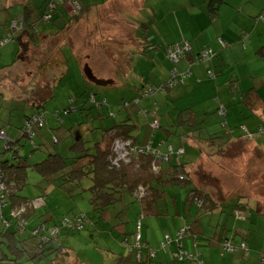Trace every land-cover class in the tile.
Listing matches in <instances>:
<instances>
[{
    "label": "crops",
    "instance_id": "crops-1",
    "mask_svg": "<svg viewBox=\"0 0 264 264\" xmlns=\"http://www.w3.org/2000/svg\"><path fill=\"white\" fill-rule=\"evenodd\" d=\"M77 1V7L71 0L60 2L54 22L48 23L38 20L48 0H0V39L6 33L16 38L13 44L1 47L0 76L17 73L20 78L22 67L28 69L36 60L33 56L43 54L41 38L46 40L50 37L55 42L59 40L65 70L56 84L47 88L50 91L53 87L48 100L56 98V92L65 87L66 94L71 91L77 94L81 105V117L69 116L75 137L68 139L67 136L60 139L58 144H53L49 136L39 135L36 141L40 148L32 153L30 162H41L54 152L71 157L75 154V149L72 150L74 145L82 142L87 148H94L100 142L106 144L110 127L128 123L138 147L153 144L164 153L170 146L175 150L183 148L179 161L189 173L190 181H171L177 173L175 163H166L146 154L145 158L138 157L141 164L137 166L139 169L131 168V171L146 177L150 186L160 189L156 195L151 194L153 207L149 210L143 208L141 200L126 192L122 200L115 201L103 211L94 212L91 203L94 193L77 189L76 193L81 192L77 199L78 213L90 211L92 224L93 220L95 222L94 226L91 224L92 232L100 228L104 232L99 237L114 242L116 248L97 246L93 248L97 254L94 261L84 260L92 248H78L75 251L67 243L78 231L74 234L64 232L58 243L61 257L80 256L83 260L81 264H144L149 259L153 264H200V259L204 261L203 264H264V235L260 231L262 227L264 232V222L261 224L264 221V192L259 191L260 186L257 188L258 195L243 192L223 197L213 187L219 181L210 180L212 173L198 170L203 163L205 170L212 167L211 172L224 171L226 159L223 160V157L233 142L245 145L249 142L250 148L258 149L264 155V130L260 132L264 128V21L260 19L264 0ZM16 7L20 9H13ZM28 12L35 22L28 24L34 25L28 29L14 28L13 22ZM148 28L149 31H156L152 43L142 42L138 37L144 36ZM245 34L249 35L245 37ZM185 43L190 47L187 54L177 62L172 61L169 50L172 46ZM158 44L162 48L158 49ZM207 48H211L215 54L205 61H198L202 50ZM71 60L75 61L72 64L74 70L70 65ZM90 69L98 80L90 78ZM175 70L179 74L189 72V75L185 78L178 75L179 80L184 82L164 91L163 82L170 79ZM209 70H213L214 77L210 76ZM136 74L141 75L142 80H135ZM120 75L123 81L119 80ZM120 90L130 93L128 98H124L126 101L139 97L138 104L144 113L151 115L152 109L157 106L159 112L166 110L170 119L164 125L163 119H159V127L154 129L160 130L157 133L154 131L150 138L152 126L145 124L148 135L143 138L139 130L143 129V125L140 127L137 124L135 112L131 110L129 113L128 108L114 111L113 122L103 121V114L98 109L100 121L90 122L95 105H89L88 96L93 93L103 97ZM148 90L154 94L141 98L142 92ZM33 91L37 92L38 89ZM65 99L63 105H56L52 109L53 112L68 106L67 95ZM27 105H30L29 102L6 107V110L16 114V118L13 114L5 115L8 121L0 125V128L6 129L9 139H19V129L13 127L12 122L19 120L18 127H21L25 120L21 110L30 108ZM133 108L138 107L134 105ZM222 108H226V111L220 115L218 110ZM85 111H88L87 119H84ZM139 111L136 112L143 115ZM48 121L54 125L57 120L51 115ZM243 125L246 130L241 128ZM0 144L4 143L0 141ZM24 149L30 150L28 145ZM246 153L239 152L237 156L243 161L251 160ZM216 162L222 163L213 164ZM259 165V162L254 164L256 168ZM84 185L89 187L91 181ZM41 186L52 191L47 183ZM24 191L27 196L36 197L44 190L31 184ZM139 220L143 222L141 234L144 245L141 248L135 246ZM101 224L110 227V233L101 229ZM185 227L190 234L179 239L178 233ZM207 233L215 235L206 239ZM167 235L171 240L162 248ZM250 236L260 239L257 248H253L249 242ZM80 237L86 239L87 236ZM9 238L0 229V241ZM127 240L134 243L133 248L126 245ZM224 241L238 244L245 241L246 247L228 252L223 248ZM8 247L5 243L0 244V257L5 259L4 262L7 261L6 255L12 252ZM181 249L196 253L199 259H175L174 253ZM99 251L105 256L104 259ZM151 251L156 254L152 256ZM106 252L112 255L107 260Z\"/></svg>",
    "mask_w": 264,
    "mask_h": 264
},
{
    "label": "trees",
    "instance_id": "trees-1",
    "mask_svg": "<svg viewBox=\"0 0 264 264\" xmlns=\"http://www.w3.org/2000/svg\"><path fill=\"white\" fill-rule=\"evenodd\" d=\"M50 1L48 0L44 12L38 16V20L49 23L54 22L58 4L64 0H55V7L51 9L48 6ZM261 15H264V10ZM47 16L50 17L46 18ZM33 21L30 12L21 15V18H19V22H22L24 25L22 28L25 27L28 29L29 26L34 25L28 23ZM9 35L11 34L7 36ZM42 68L46 69L44 66ZM31 92L24 90L23 94L16 95L10 101L7 100L9 103L27 104L29 102L30 104L27 105L30 108L24 112V123L21 127L19 126L22 137L17 140L9 139L6 129L2 126L0 128V132H4L7 137V140L0 137V141L4 143L2 145L0 144V175L2 176L1 185L4 186L2 193H0L4 201L0 223L2 224L1 233L10 236L9 240H2L0 242L8 245L12 251L10 253L11 255H6L7 261L4 262L3 260L5 259L0 257L1 264H22L24 260L36 263L38 260L44 258L48 259L47 261L50 264H54L61 257V246L60 244L58 246V243H60L64 232L74 234L76 231L83 230L86 228L87 220L91 219V215H89L90 211L78 213L77 199L81 192L76 193V190L79 188L94 193L91 202L94 212L103 211L108 206L116 203L115 201L122 200L126 192L131 193L137 199L141 200L143 208L149 210L153 207L151 204V194L154 193L156 195L155 193L160 190L150 186L146 177L138 175L135 171H131V168L138 170L139 168L136 166H141L138 160L132 158L137 153L132 151L131 160L128 163L121 161L120 166L114 164L116 155L113 145L115 140L130 139L134 143L128 123H119L114 127H110L107 130L106 137H109V141L106 144L100 142L94 148H87L82 142L80 145H74L72 150L75 149V154L71 157L64 156L61 152H54L50 157L41 162L31 163L32 153L40 148L39 142L36 141L37 137L39 135H43L44 137L49 136L48 133L50 131L45 130L47 123L52 132L57 128V125L54 127L56 122L58 123L59 121L61 124L65 123L62 113L60 110H57L54 114V117L56 115L55 118L57 121L54 125L49 124L44 109L45 103L47 102L46 99L44 100L40 96L38 93L40 91L36 92L32 90ZM93 99L96 101L95 97ZM72 100L75 101V104L79 102L78 99L76 100L72 97L70 103ZM67 108H65V113L69 116L71 111H67ZM224 109L226 111V108ZM40 122H43L42 126L39 125ZM262 131L260 130V132ZM24 137L28 139L25 143L22 141ZM50 138H52L51 141L53 144H58L61 139L55 133ZM27 145H29L28 149L31 151L24 149ZM133 145L135 146V143ZM149 146L143 148L150 152L148 154L157 158L153 150H159L160 152V149L153 144L148 149ZM160 153L164 154V152ZM137 155H139L138 157L140 159L146 157L144 156L146 154L142 153H138ZM163 162L175 163L174 166L177 173L175 177L170 179L171 181H177L178 183H188L190 181L189 173L181 166L177 156L172 155L169 160H163ZM181 175H185L187 178L181 180ZM87 181H91L89 187L84 185ZM42 183L51 185L53 192L42 187ZM31 184L42 188L44 190L43 193L36 197L24 194L23 191L28 186H31ZM140 188L145 192L142 198L138 195ZM196 191L198 192L199 190ZM63 194L64 196H62ZM14 199L17 201L12 202ZM78 219L82 220L81 229L78 227ZM66 220L72 222L73 225L69 227L63 225ZM76 220L78 225L76 224ZM4 222H9L10 226L6 227ZM140 222L141 229L138 228ZM142 225L143 222L139 220L135 238H137L139 232L142 233ZM54 227L59 228V233L56 236L50 235ZM15 241L17 244H15ZM142 242L141 234L140 245H142ZM125 243L129 247L134 245V243H129L128 240ZM140 245L137 244L135 246Z\"/></svg>",
    "mask_w": 264,
    "mask_h": 264
},
{
    "label": "rangeland",
    "instance_id": "rangeland-1",
    "mask_svg": "<svg viewBox=\"0 0 264 264\" xmlns=\"http://www.w3.org/2000/svg\"><path fill=\"white\" fill-rule=\"evenodd\" d=\"M71 2L73 4V0H71ZM13 9L18 10V9H20V7H16V8H13ZM44 9H45V7L43 8L42 12L44 11ZM1 16H2V14H0V17ZM260 19L264 21V15H260ZM44 22H47V21H44ZM11 23L9 25V29H11V27H12ZM155 33H156L155 30H150L149 31V28H148V31H147V33L145 32L144 36L142 35V36H138V37L141 39L142 42L145 40L148 43L149 42L152 43V38L155 35ZM6 35H8V34L6 33ZM75 35H76V31H75ZM247 35H249V34H245V37ZM41 37H43V36H40V38ZM39 41L42 43L41 47L43 49V54L42 53L35 54L33 56V58H35L36 60L33 62V64H31V67H29L28 69L25 70L24 66L22 67L23 70L19 72L20 78L22 77L21 79L19 78L17 73H15L14 75H13V73H9V75L7 74L8 76L6 74L0 76V78H1V84H0V113L2 115V117L0 116V125H5L4 121L5 122L8 121V119L5 118V115L8 117V116L13 114L14 118H16L15 112H12L11 110H6V107H8L11 104L16 105V107L19 106V105H22V104L25 105V103H9L8 101H5V99L6 100L8 99L10 101V99L15 97L16 95L23 94L24 90H29L31 92L32 90L37 88L38 91H40V92H38L40 94V96L44 100L45 99L48 100L51 97V92H52V88L53 87L50 88V91L47 88H49L52 85H55L56 82L61 78V76L64 73L65 68L63 67V65H64V62H65L64 61L65 58L63 56V53L61 52V47H62L61 42L59 40H57L55 42V40L51 39L50 37L47 38L46 40L41 38ZM12 42H14V41L10 40L6 44H8V43L13 44ZM151 46H153V44ZM158 46H159L158 49L162 48V47H160L161 44H158ZM207 49H209V48H207ZM205 50L206 49L202 50V52H204ZM201 53H200V55H201ZM186 54H187V52H186ZM74 62L75 61H73V60H71V62H70L72 70H74L73 65H72ZM43 66L46 67V69L42 68ZM29 70H30V72H29ZM92 74L93 73H92V71L90 69L89 75H91L93 77L94 74L93 75ZM16 77L18 79H16ZM92 77H90V78H92ZM172 77H173V73H172ZM172 77L170 79L166 80L165 82H163V84L170 83L174 79ZM14 79H16V80H14ZM122 79H124V78L122 77V75H120L119 80L123 81ZM96 80H98V79L96 78ZM135 80H142V76L139 75V74H136ZM183 82L184 81H182V82L179 81L178 83H183ZM121 83H124V82H121ZM178 83H176L174 85V88L176 86H178ZM47 84H50V85L48 86ZM20 87H23V88H20ZM64 88H61L60 92H56V98L50 99V100H48L47 103H45V108L44 109H45V113H46L45 116H46L47 119H50L51 115H53V117H54V114L56 112L55 111L53 112L52 109L56 105H63L64 101H66V99H65L66 95H67V101H68L67 111H71L69 116H71V115L72 116L76 115L77 117H81L82 116V114H81L82 111L80 110V106H81L80 102H77L75 104V101L72 100L71 103H70V100H71L72 97H74L77 100V94L73 93L72 91H71V93L66 94L64 92ZM168 89H170V88L165 87L164 91H168ZM128 94L130 95V93H128V92L127 93H123L120 90V91H117V92L110 93L107 96L104 95L103 97H100L99 95H95L93 93L91 94V96L89 95L87 102L90 103L89 105H91V106L95 105V109H93L94 110V115L90 116V119H91L90 122H96L97 123V122L100 121V118L98 116V112L103 114V117H102L103 121H107V122L112 121L113 122V121H115V119H114L113 115L111 114V111L113 113L117 109H120V110L123 111V109L128 108V112L129 113H131V110H133L135 112L134 119L137 120V122H138L137 124H139L140 127H141V124L143 125V129L139 128L140 132H142V137L143 138H146L147 135H148L147 127H145V124H147V125L149 124L150 126L153 127V128L150 127L151 134H149V136H148V138H150L152 136V134L154 133V131H155V133H157L158 130H160V129H154V128H158L159 127V119H161V120L163 119V125H164V124H166L167 120L170 119V116H169L170 114L166 110L159 112L158 109H157V106H154V108L152 109V113L149 112L151 115H148L147 113H144L143 110H141V107L138 104L139 97L138 98H134V100H132V101L128 100V102H125L126 100H124V98H128L129 97ZM152 94H154V92L151 91V90L143 91L142 94H141V98H143L145 96L152 95ZM93 97L96 98V101H95V99H93ZM107 98L109 99V101L107 100ZM154 103H156V102L154 101ZM134 105H136L138 108H133ZM177 105L180 106L178 101H177ZM65 108H58V110H60V112L62 113V117L65 119V121H64L65 123L61 124L58 121V123H59L58 124L55 121L56 125H57V128L54 129L53 132L51 131V129L48 126V123L46 121L47 127H46L45 130L50 131V134L48 133V135L50 137H53L54 133L58 137H60L61 139H64L67 136H69L68 139H72V138L75 137V134H73L74 129H72L73 123L71 121H69V116L66 115ZM98 109H99V111L97 112L96 110H98ZM142 109H144V108H142ZM25 110L26 109L21 110V113H24ZM136 111H139V113H141V114L143 112V115L140 116ZM87 113H88V111H85L84 119H87ZM124 114H125V112H124ZM55 117H56V115H55ZM80 121H83V120L81 119ZM19 123H20V121L15 119L12 122V125H13V127L19 129V135H20V137H22V133L20 131V127H18ZM245 130H246V127H245ZM161 132L164 135L162 130H161ZM94 137L95 136L93 135V138ZM154 137H155V135H154ZM155 140H156V143H158V138L155 137ZM22 141L24 143L27 142L28 141L27 137L22 138ZM131 143H132V141H131ZM133 144L134 143H132V146L135 147V148H143V147H138L137 145L134 146ZM86 145L88 146L90 144L86 143ZM249 145H250L249 142H247L246 145L243 144V143H236V142L231 143L229 145L230 148L227 149L226 155H224V157H223V160L224 159H226V160H225V164H224L225 169L222 172L221 171L211 172L212 171V167L209 168L208 170H205L202 167L203 163L199 166V169H198L199 172H208L209 174L212 173L210 180L219 181L217 184L213 185V187L216 189L215 191L217 192L218 195L224 197V195H234V193L243 194V192H245V193H253V194L258 195L259 191L264 192V187H263L264 186V155H263V153H261L260 150L252 149V148L249 147ZM239 152H247L246 154H249L250 158H252V159L251 160H247V161H243V160L239 159L238 156H237V154ZM137 154L133 155L132 158L140 161V159H138L139 155H137ZM142 154H148V150L146 152L142 153ZM256 162H259V164H260L258 168H256V166H254V164ZM221 163L222 162H216V163H213V164L219 165ZM137 168H139V167H137ZM186 178L187 177H185V175H184V179H186ZM184 179H181V180H184ZM250 186H252L254 189L250 188ZM259 186H260V188H259L260 190L257 191V188ZM18 215H19V213H18ZM263 222L264 221L261 222L262 225H263ZM94 223H95L94 220H93V224H92V220L91 219L87 220L86 225H85L86 228L76 232V235L74 236V238H70L69 239V243H67V245L69 247H71V248H74L75 251H78V248H92V250L90 251L91 253L86 255V256H84L85 257L84 260L85 259H88V260L91 259L92 261H94V258H95V256L97 254L95 252H93V248H96L97 246L99 248H116L114 242H112L110 240H107V238H104V237L100 238L99 237L100 233L104 232V231H101L100 228L97 229L98 231H93L92 232L91 224L94 226ZM100 227H101V229L104 228L105 231L108 232V233H110V231H111L110 227H105L104 225L102 226V224H101ZM1 228H2V224L0 223V229ZM261 228H260V231L264 235V232H263V230ZM79 229H81V227ZM187 231H188L187 235L183 236L181 239H183L184 237H187L190 234V231L188 229H187ZM85 235L87 236L86 239H82L80 237V236H85ZM210 235H215V233L214 234H208L207 233V234H205V238L208 239V237H210ZM136 241H137V238H135V242ZM164 241H166V238H165ZM198 241L201 242L200 240H198ZM259 241H260L259 238L250 236V241L249 242L251 243L253 248H257L259 246ZM226 242L227 241H224L223 248H224V245L226 244ZM244 242L245 241H242V242H240L238 244V243H234L232 241V244L235 246V248H244L243 247V245H245ZM143 245H144V242L142 243V245L136 246V247L137 248H141ZM130 247L133 248L134 246H130ZM161 247L165 248L166 246L163 247V245L161 244ZM185 251H187V250H185ZM99 254L101 255V258H103V259L105 258V256L102 255V253L100 251H99ZM150 254L152 256H154L156 254V252L155 251H151ZM194 254H196V253H194ZM109 257H112L111 253L106 252V260ZM174 258H175V256H174ZM198 259H199V256H198ZM262 259L264 261V256H263ZM47 260L48 259H45V258L41 259V260H38L36 262V264H50V262H48ZM200 260H202V259H200ZM80 261H83L80 258V256L79 257H77V256H72V257L67 256V257H65L64 256V257H59L57 259V261L54 262V264H81ZM30 262H32V261H30ZM92 263H95V262H92ZM173 263H176V262L174 261ZM22 264H29V262L27 260H24V262H22ZM144 264H153V263H151V260L149 259L148 262H144Z\"/></svg>",
    "mask_w": 264,
    "mask_h": 264
},
{
    "label": "built area",
    "instance_id": "built-area-1",
    "mask_svg": "<svg viewBox=\"0 0 264 264\" xmlns=\"http://www.w3.org/2000/svg\"><path fill=\"white\" fill-rule=\"evenodd\" d=\"M73 5L75 7H77L78 5V1L77 0H73ZM49 8H54L55 7V0H51L50 3H49ZM50 16H47L46 18H49ZM13 27L16 28V29H19L23 26V23L19 22V19L14 21L13 22ZM10 40L12 41H15L16 38L14 37L13 34L9 35V36H6V37H3L0 39V50H1V47L3 45H5L7 42H9ZM225 45V43H224ZM190 49L189 47V44L188 43H185V44H177L175 46H172V48L169 50V57L172 61L174 62H177L179 61L185 54L186 52ZM215 52L209 48V49H206L204 52L201 53V55L199 56L198 58V61H205L207 59H209L211 57V55H214ZM209 74L211 77H214L215 74L213 72V70H209ZM178 75H182V77H187L189 75V72H186V73H183V74H179L177 70H175L173 72V77L174 78L170 83H165L164 86H162L163 88L167 87V88H172L174 87V85L176 83H178L180 80L178 78ZM163 90V89H162ZM224 111L225 109L222 108L220 109L219 113L220 114H224ZM40 126L43 125V122H40L39 123ZM243 129H245V126H242ZM261 130H264V128H262ZM0 137L1 138H5L7 140V137H6V134L4 132H0ZM113 149L115 151V155H116V158L114 159V164L117 165V166H120L121 165V161H123V163H128L130 162L131 160V156H132V151L133 152H136V153H144L146 152L147 150L143 149V148H135L132 146V143L130 140H123V139H117L115 140L114 142V145H113ZM151 148V145L149 146L148 149ZM170 149L166 152V153H160L159 150H153V153L156 155L157 158L161 159V160H169L170 157L172 155H175L177 156L178 158L182 155V153L184 152V149L183 148H179L177 150L173 149L172 146L169 147ZM150 153V152H148ZM180 159V158H179ZM1 178L2 176L0 175V193H2V190L4 189V186L1 185ZM181 179H184V175H181L180 177ZM139 197H144L145 195V192L142 188H140V191L138 193ZM3 200H2V197L0 195V220L2 219V208H3ZM39 202V200H38ZM77 222V220H76ZM78 222H79V225H78ZM78 222L76 223L78 225V227L82 228V220L81 219H78ZM4 225L6 227H9L10 226V223L9 222H4ZM65 226H72L73 223L70 222L69 220H66L64 222ZM138 228L141 229V222L139 223L138 225ZM187 229L188 228H182L179 233H178V238L181 239L183 236H186L187 235ZM189 230V229H188ZM59 233V228L58 227H54L52 228L51 230V233L50 235H53V236H56L57 234ZM171 238L169 235L166 236V241H164L162 243L163 247L166 246V242L167 241H170ZM141 243V233L139 232L138 235H137V244L140 245ZM243 249H245L246 247V244L243 245ZM238 248H235V246L232 244V242H229L227 241L226 244L224 245V250L225 251H228V252H234L236 251ZM175 258L178 259V260H184V259H189V260H197L198 259V255L192 253V252H189V251H185V250H178L175 254H174ZM199 263L200 264H203L204 261L203 260H199Z\"/></svg>",
    "mask_w": 264,
    "mask_h": 264
},
{
    "label": "water",
    "instance_id": "water-1",
    "mask_svg": "<svg viewBox=\"0 0 264 264\" xmlns=\"http://www.w3.org/2000/svg\"><path fill=\"white\" fill-rule=\"evenodd\" d=\"M92 78L96 81V78H95L94 76H93ZM173 88H174V87H172V88H170V89H173Z\"/></svg>",
    "mask_w": 264,
    "mask_h": 264
}]
</instances>
